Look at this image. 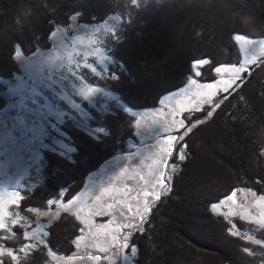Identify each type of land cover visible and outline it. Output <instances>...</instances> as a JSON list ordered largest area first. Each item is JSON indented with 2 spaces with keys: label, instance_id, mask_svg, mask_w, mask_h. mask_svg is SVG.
I'll list each match as a JSON object with an SVG mask.
<instances>
[{
  "label": "trees",
  "instance_id": "1",
  "mask_svg": "<svg viewBox=\"0 0 264 264\" xmlns=\"http://www.w3.org/2000/svg\"><path fill=\"white\" fill-rule=\"evenodd\" d=\"M112 15L120 20L104 38L113 59L110 71L88 72L87 79L132 109L154 107L183 86L197 60L205 61L197 76L203 82L215 80L218 66L238 64L235 35L264 40V0H0V110L8 104L1 81L21 72L18 48L30 56L49 49L54 29L68 27L73 17L95 24ZM250 68L234 90L220 95L219 106L190 114L196 124L183 140L185 158L170 194L151 207L142 229L131 236L132 264L264 263V227L213 210L238 189L264 194V59ZM92 113L89 130L65 121L72 153L44 151L40 180L22 191L20 205L10 206L14 213L35 221L33 210H49L53 200L63 205L89 173L137 138L125 110ZM79 234L78 220L62 212L41 243L6 263L46 264L50 252L73 253ZM0 242L21 252L27 242L22 226Z\"/></svg>",
  "mask_w": 264,
  "mask_h": 264
},
{
  "label": "rangeland",
  "instance_id": "2",
  "mask_svg": "<svg viewBox=\"0 0 264 264\" xmlns=\"http://www.w3.org/2000/svg\"><path fill=\"white\" fill-rule=\"evenodd\" d=\"M75 19L68 27L54 29L49 49L38 48L27 56L18 48L21 72L1 81L8 104L0 110V231L8 234L0 236L16 235V227L22 226L27 242L21 252L0 242V264L11 257L17 261L41 243L48 224L62 212L78 220L80 234L73 253L50 252L46 264H132L136 248L131 236L142 229L151 207L170 194L185 158L183 140L196 124L190 114L219 106L220 95L234 90L243 72L264 59V40L237 34L238 64L218 66L215 80L203 82L197 76L205 61L197 60L183 86L165 93L154 107L132 109L87 79L88 72L101 76L110 71L113 59L104 38L115 31L120 18L112 15L95 24ZM114 106L132 119L137 138L127 141V149L105 159L63 205L53 200L49 210H33L37 220L14 213L10 206L20 205L22 191L40 180L44 151L72 153L62 129L65 121L89 130L95 120L92 109L104 112ZM213 210L229 220L238 216L264 227V194L238 189Z\"/></svg>",
  "mask_w": 264,
  "mask_h": 264
}]
</instances>
